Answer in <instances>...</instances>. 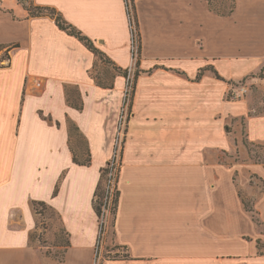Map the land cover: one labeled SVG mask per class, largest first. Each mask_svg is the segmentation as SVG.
Instances as JSON below:
<instances>
[{
  "label": "crops",
  "instance_id": "0c3cea01",
  "mask_svg": "<svg viewBox=\"0 0 264 264\" xmlns=\"http://www.w3.org/2000/svg\"><path fill=\"white\" fill-rule=\"evenodd\" d=\"M133 3L138 66L125 0H0V51L9 54L0 65V264H92L94 192L136 72L113 228L115 244L132 259L102 264H214L232 252L234 236L256 235L248 215L234 214L233 173L247 163L233 152L238 122L249 142L264 144V111L252 114L249 99L226 96L243 80L264 93V0H234L230 13L219 9L225 14L207 0ZM30 6L45 10L31 15ZM47 8L128 69V78L111 66L112 87L100 86L96 55ZM66 90L79 102L78 91L81 109ZM70 123L84 136L86 147L82 140L75 149L82 156L79 143L87 148L89 164L73 161ZM263 168L256 162L252 172ZM39 201L58 215L65 246L34 239ZM254 250L249 264H264Z\"/></svg>",
  "mask_w": 264,
  "mask_h": 264
},
{
  "label": "rangeland",
  "instance_id": "374dc122",
  "mask_svg": "<svg viewBox=\"0 0 264 264\" xmlns=\"http://www.w3.org/2000/svg\"><path fill=\"white\" fill-rule=\"evenodd\" d=\"M229 4H231L230 0H214V9L215 10H225ZM226 5V6H223ZM224 8H223V7ZM4 58V59H3ZM7 58L5 56L4 51H0V65L7 64ZM113 70L111 65L105 62H102L98 59V64L96 68L93 70V76L99 77L104 83L109 82L112 79ZM133 76L129 78L128 83V93L131 95L132 87H133ZM238 90L243 92L237 98L231 99L226 97L231 101L238 100H250V103L254 107V111L252 114H258L264 111V93L258 89L253 83L243 80L233 84L229 91ZM74 91V88H70V93ZM228 91V92H229ZM234 97V96H233ZM129 99V96H128ZM128 102L126 100V109L128 112ZM122 130H124L125 125H121ZM240 137L239 147H234L233 157L234 160H241V162H246V166H243L242 172L239 170H235L233 173V183L234 187L237 188L236 194H234V198L236 203L239 204V210H237L236 206L234 207V214L240 215V211L242 214H246L248 216L246 220L249 223V226H252L256 231V235H245L242 232L239 236H234L232 238V252L230 254H218L217 260L214 264H249L247 260L250 255L251 249L253 251V246L255 245L257 250H254L256 255L262 256L264 258V168L263 173L258 174L252 172L253 165L256 162L264 164V144H254L247 140L244 134V129L242 125L238 122L237 129ZM123 132V131H122ZM121 135L120 141L118 142V156L120 153L121 145ZM82 142V139L78 137L77 139H73L74 147L78 145L77 143ZM121 143V144H120ZM80 151H85V147L82 143H79ZM241 149V151H239ZM79 154V153H78ZM84 155V152L83 154ZM39 211L42 212L40 214V220L38 223V230L34 235V239L38 240L42 245L48 246H65L67 241V235L64 232L61 222L59 220L58 215L50 209L49 207L42 208L41 206H36ZM104 221L106 224V232L102 235L99 242L96 244L94 260L92 264H102L104 260H110V258H114L116 255H122L125 253V249L117 247L114 242L113 237V229H112V216L108 210H105ZM244 219V218H243ZM245 220V219H244ZM251 248H249V247ZM50 251L51 248H50ZM63 248H58L55 250V256L60 259L62 256ZM242 251H245L242 253ZM249 253V254H247ZM254 255V252H253ZM106 258V259H105ZM109 258V259H108Z\"/></svg>",
  "mask_w": 264,
  "mask_h": 264
},
{
  "label": "trees",
  "instance_id": "16d2710c",
  "mask_svg": "<svg viewBox=\"0 0 264 264\" xmlns=\"http://www.w3.org/2000/svg\"><path fill=\"white\" fill-rule=\"evenodd\" d=\"M207 1H208V4L210 5V7L214 11H216L217 13L225 14L227 11H228V13H230L232 11V8L234 7V0H230L231 4H229V6H228L229 9L226 12H220L221 10H215L213 8L214 7V0H207ZM125 2H126V12H127L128 17H129V20H130V26H135L136 31H137V36L139 37L138 21H137V17H136V13H135V7H134L133 0H131V8L129 6L128 0H125ZM28 10H29V13L31 15H37V14L44 12L43 10H45V9H42L40 7L30 6V7H28ZM46 10L48 11L49 14H51L52 16L55 17L56 24L58 25L59 28L65 30L69 34H72L75 37L79 38L81 41L84 42V44L90 50L93 51V53L96 55L97 59L101 60L102 62L110 64L116 71L120 72L126 78H128V73H129L128 69H122L120 67H116L102 51L98 50L94 46L92 40H90L88 37L84 36L73 25L66 22L60 14L56 13L55 10L48 9V8ZM131 32L133 33L132 27H131ZM136 54H137L136 55V57H137L136 65L138 66L139 54H140V44L139 43H138V48H137ZM5 56L7 59L9 58L8 51H5ZM137 74H138V72H136L135 75L133 76L134 81L136 79ZM96 81L100 86L112 87L111 82H105L104 83L99 77H96ZM128 83H129V78L127 81V87H128ZM66 92H67L68 103L71 104L72 106L78 108V109H81L82 108V102L80 100L78 91L75 90V92H76L75 94H77V99H79V102H77V100L74 98L75 95L71 99L69 96V92L67 90H66ZM133 92H134V82H133L131 99H130V107H131V100H132ZM127 95H128V91L126 90L125 91V98H127ZM126 126H127V124H126ZM126 126L124 129V137H125L126 132H127ZM68 131H69L70 148H71V151L73 154V161L75 163L81 164V165L89 164L90 163V154H89L87 148L85 149L84 155L80 156L76 152V149L73 145V139L74 138L77 139L78 137H80L84 141V144L86 147V141L84 140V136L80 133L79 129L72 123L69 124ZM122 145H121V149H120L118 159H117V148L115 146L112 158L107 162V164L104 167L101 168L100 179H99V182H98L97 187H96L95 192H94L93 208L95 210V213L97 215V220H98V238H97L96 244L99 242L102 235L106 232V224L104 221V217H105L104 209L108 210L110 212V214L112 216V229L114 228V222H115V217H116L118 202H119V196H120L118 182H119L120 165H121ZM34 206H35L36 211L38 213L42 214V212L39 211L36 206H41L42 208H45L47 205L44 202L39 201V202H34ZM47 207H49V206H47ZM49 208L52 209L51 207H49ZM66 244H67V241H66ZM96 255H97V252H96ZM110 259L126 260V259H132V257L126 252L122 255H116L114 258H110Z\"/></svg>",
  "mask_w": 264,
  "mask_h": 264
},
{
  "label": "built area",
  "instance_id": "2783aa9c",
  "mask_svg": "<svg viewBox=\"0 0 264 264\" xmlns=\"http://www.w3.org/2000/svg\"><path fill=\"white\" fill-rule=\"evenodd\" d=\"M22 1H26V0H22ZM131 27L133 28V33H132L133 51H134V55H137L136 54L137 53V48H138L137 31H136L135 26H131ZM126 90L128 91L127 85H126ZM242 93L243 92H240L238 90H231V91H229L227 93L226 97H229V95H230L231 99H233V98H237ZM128 96H129V99H128ZM130 99H131V95L129 93L127 95V98H125V94H124V102H123L122 111H121V115H120V122H119V131H120V133H119V135L117 137V140H116V144H115L116 148H117L118 142L120 141V134L123 133V136H124V130H122L121 125L124 124L126 126V124L128 122V119L130 117ZM126 100H129V102H128V112H127V109H126ZM122 140H123V138L121 137V143H122ZM117 151H118V149H117ZM117 154H118V152H117ZM118 157L119 156L117 155V159H118Z\"/></svg>",
  "mask_w": 264,
  "mask_h": 264
}]
</instances>
